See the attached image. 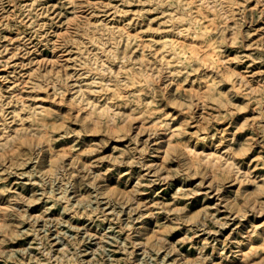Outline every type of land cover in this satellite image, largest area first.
<instances>
[{"label": "rangeland", "instance_id": "obj_1", "mask_svg": "<svg viewBox=\"0 0 264 264\" xmlns=\"http://www.w3.org/2000/svg\"><path fill=\"white\" fill-rule=\"evenodd\" d=\"M30 1L0 0V93L3 92L0 106L5 108V124L10 125L7 128L10 131L20 122L12 120V107L9 108L11 98L17 101L14 100L15 108L25 101L29 106L23 111L28 115L33 113L34 106H40L36 102L43 97L46 99L44 106L54 122L27 132V140L10 139L0 146V199L6 200L8 193L22 192L23 199L20 196L11 198L15 207L25 213L18 217L8 210L9 214L4 216L5 201L0 203V264H68L58 258L57 250L67 241L73 247L72 241L79 236L77 242L80 246L75 249L79 260L74 264H184L182 255L196 257L200 251L197 247L203 253H211L210 246L202 247L201 235L219 242L224 238L222 232L227 234L231 229L229 227L236 226L239 219L230 218L228 226L221 229L217 222L211 221L209 225L214 231L220 229L216 240L215 234H205L197 226L185 233V226L194 224L195 218L186 221L183 215L200 208L203 193L198 192L196 197L190 198L182 211L176 213L169 210L171 217H180L179 223L172 225L167 232L169 241L174 244L169 247V243L167 248L159 251L150 249L151 257L143 253L140 245L132 251L141 203L137 206L133 203L135 199L127 201L121 193L118 196L106 194V198L100 194L96 196L104 181L100 176L95 177L94 171L113 167L107 182L119 189L124 188L130 176L125 171L133 170V178L137 175L136 171L141 170L137 160L142 140L152 134L149 149L153 150L158 145L153 144L155 136L167 137L179 127L183 130L180 137L187 143L195 140L190 133L194 130L215 133L208 140L209 144L217 145L222 138L223 142L218 146H229L234 151V157L240 158L242 163L239 171L219 176L226 181L224 186L233 183L229 187L232 197L238 187L253 192L251 195L259 202L257 207L263 208L264 212V205H261L264 193L257 194L255 191L264 179V0H82L79 17L73 15V1L34 0L36 10L42 11V17H52L38 27L41 35L32 34L37 27L33 26L36 22L32 21V11L26 8V3ZM188 2L198 7L190 11ZM177 11L179 15L197 21L221 51L224 63L210 67L204 65L203 59H198L181 68L169 66L161 59L157 52L159 42L152 39H158L169 28L170 35L175 36L176 30L171 29L173 26L165 21L164 16ZM96 18L120 28L114 35L108 33L95 25L93 20ZM168 25L172 27H165ZM17 44H20L17 55L10 57V51ZM32 66H38L41 72L38 77L28 79ZM17 78L27 81H16L14 96L9 97L10 86ZM86 78L93 86L90 90L91 102L82 98L71 101L70 95L74 90H70L71 84L77 85V89L86 83ZM209 83L213 85V92L205 93ZM117 91L120 95H114ZM106 100L115 109L101 114L97 107ZM95 117L98 119L97 126L92 127ZM158 118L166 125L155 134L153 121ZM183 118H186L184 125L179 126ZM141 123V131L135 135L133 129ZM112 125L115 129L110 127ZM2 129L3 125H0ZM13 143L17 145L12 150ZM86 144L95 150L75 154L76 160L69 163V155L80 151ZM68 145L71 146L70 154L62 156L65 166L53 167L54 151ZM164 148L162 145L160 155L164 154ZM120 151H123L122 162L114 157ZM133 154L136 157L129 158ZM166 163L170 169L163 168L157 173L168 172L169 182L162 180L163 184H156L155 190L147 189L148 197L144 200H162L167 208L175 191L173 184L178 179L175 167L179 158H170ZM249 166L250 177L244 178V168ZM120 170H123L121 177L118 176ZM210 172L211 167L201 166L193 178L195 182L205 183L201 192L208 189L211 199H216L218 195L212 194L216 191L208 186ZM149 173L147 178L157 177L152 176L154 171ZM6 182L12 186V192L6 191ZM51 186L55 192L67 190L72 201H75L76 195L87 197L92 205H71L70 211L77 212L80 217L77 219V215L72 218L65 212L62 221L61 218L54 221L46 219L50 214L56 216V207H59L56 205L54 209L45 210L49 204L46 195L50 193L47 191ZM187 186L183 185V188ZM33 194L44 197V200H34ZM225 194L223 192L221 196ZM29 196L31 201L26 198ZM140 196L138 193V198ZM108 199L110 202L106 203ZM36 213L48 215L36 219ZM68 218L69 221H64ZM81 221L84 222L81 224ZM44 222H47L45 226ZM159 222L165 224L167 220L161 217ZM70 223L80 225L75 227ZM85 230L92 233L106 231L102 245L97 243V234L90 236ZM195 230H198V236L193 232ZM185 235H194L192 242L190 239L177 240ZM174 246L176 250L166 255L164 262L161 261L166 251ZM85 248H88L86 252ZM224 250L231 253L228 245ZM174 257L176 260H173ZM207 258L206 262L213 264L209 260L211 258Z\"/></svg>", "mask_w": 264, "mask_h": 264}, {"label": "bare ground", "instance_id": "obj_2", "mask_svg": "<svg viewBox=\"0 0 264 264\" xmlns=\"http://www.w3.org/2000/svg\"><path fill=\"white\" fill-rule=\"evenodd\" d=\"M33 1L34 0L30 1L29 3L28 2L26 3L27 10L32 11L30 13L31 17L33 18L32 21L36 22L33 26L37 27L36 31L33 32L32 34L41 35L42 33L40 32L38 27L39 28L42 27L45 23H47V21L52 19V17H45V16L42 17L41 16L42 11L38 12L36 10ZM65 1L74 2L73 15L74 17H79L80 13L82 12V10L80 9L82 8L81 5L82 0H65ZM178 1L182 2L183 0H178ZM207 2H209V0H207ZM187 5L189 6L190 11L193 8L198 7L197 5H193L190 2H188ZM179 13L180 12L177 11L175 13H171L170 15L164 16V18H166L165 21L171 23V25L173 26L172 27L170 25L172 27L171 29L176 30L175 36L170 35V28H169L168 30H166L167 33L159 36L158 39L156 38L152 39V41L154 42L155 41L159 42V45L157 46V52H159V54L161 55V59H164L166 64L169 66L176 65L181 68H183L184 64L193 62L194 60H198V59H203L204 65L210 67L213 65L224 63L225 59L222 56L221 51L217 49V46H215L211 41V39L207 37L206 31H203L201 29V26L197 24V21L193 20V18L188 19L184 15L181 14L179 15ZM93 21L95 25L99 26V29H102L108 33L109 32L113 33V35L115 34V31L118 28H120L117 25L111 24L108 21H103V19L100 18H96ZM170 26L168 25L165 27H170ZM130 35L131 34L129 33L128 36L130 37ZM19 48H20V44H17L16 47H13L12 50L10 51L11 53L10 57L16 56L18 53L17 50ZM10 57H8L7 59H9ZM6 62L8 63V60H6ZM226 69L228 68L226 67ZM40 72L41 71L38 66L37 67L32 66V71L30 74L31 76L28 73L27 77L28 79L29 78L34 79L35 77H38V74H40ZM88 79L89 78H86L85 79L86 83L81 84L80 86H78L77 89H75L77 85L71 84L72 86L70 90L74 89L71 92L72 94L70 95L71 101L72 100L74 101L77 98H82L83 100H87V102H91L92 95L90 94L91 92L90 90H92L93 86L90 84ZM19 80L20 79L17 78L15 81H13L14 84L10 86L12 90H10L11 94L9 95V97L14 96L12 94L15 92V88L17 85L15 84V82ZM22 81L25 83L27 80H25L24 78L20 80V83H22ZM212 92H213V85L212 83H209L206 85L205 93H212ZM191 93L192 92H190V94ZM2 94L3 92L0 93V96H2ZM114 95H120V92L117 91L114 93ZM14 100H12L11 98V100L9 101V103H11L9 108L12 107L10 111H12L13 113L12 120H18V121L20 120V122L17 126L13 127L12 131L7 129L8 126L10 125L5 124V121H7V118H5L4 115L5 108L0 106V112H1L0 114H3V116L1 115L0 117V125H3V129L0 130V146H2V144H6V142L10 141V139L12 140L22 139L21 141H24V139L27 140L28 137L27 135H25L27 132L39 129L40 125L42 124L43 125L48 123L53 124L54 122L52 118L49 116L48 108L44 106L46 103V99H44L43 97H41L36 102L37 104H40V106H36V107L34 106L33 113L28 115L27 112H24L23 110L29 105H27L25 101H23L22 105H20L19 108H15L14 102L16 100L15 101ZM97 108L99 109V113L101 114L109 113L111 112V110L115 109L112 107V104L107 100ZM159 118L153 121V125L155 126V130L153 133L155 134H158L157 132L160 129H164V126L166 125L164 120L159 121ZM185 119L186 118H183L179 121V126L184 125ZM34 120L38 122L36 123L34 122ZM94 120H95L94 123L91 124L92 127L97 126L96 123V121H98L97 117H95ZM142 125H143L142 123L136 125V128L133 129V132H136L135 135H138V133L141 131ZM124 126L127 125L124 124ZM110 127L112 129H115L114 125ZM179 128L173 129L167 137L166 135H159V134L155 136L153 144H158V145L153 150L149 149L150 141L152 140L151 137L152 134H148V136L142 140L141 145L138 146V153H139L138 156L140 157H138L137 160L140 163L139 167H141V170L136 171L137 175H134L133 178H131V176L133 175V170L125 171V173L129 174L130 176L126 179V184L124 188L119 189L116 186L114 185L112 186L107 182L108 177L113 170V167L108 166L104 171L101 170L98 172L94 171L95 177L100 176L102 177V181H104V184L101 185L103 187L99 186L101 188V191H98L96 196L98 197V195L100 194L103 196V198H106V196H108L106 194H110V195L116 194V196H118V194L121 193L125 196L127 201L130 198H133L135 199L133 203H137L136 204L137 206L141 203L142 209L140 210L139 216H137L138 221L136 223L137 226L135 227L137 237L133 239L134 245L132 251L134 252L136 250L135 249L136 246L140 245V248H143V253L149 254L151 257L152 253L150 252V249H156L157 251H159L162 248H167L166 246L169 243L171 245L169 247H172V245L174 244V242L169 241L167 232L170 231L172 225L179 223L178 219L180 217H177L176 215L171 217V215L168 214L169 210H173L174 212L178 213L182 211L183 206H186L189 203L190 198L196 197L198 192L203 193L202 196H200L201 199L200 208L194 211V213H185L183 215L186 221H190L193 218H195L194 224L192 225L187 224L185 226V231H186L185 233H187L191 227L197 226V228L199 229L201 228V230H204L203 233L205 234L206 233H210L211 235L215 234L214 240H216L218 238L217 232L221 228H226L228 226L230 218H238L239 221L238 224H236V226H233V228L231 226L229 227L231 229L227 234H225V232H222L221 236H223L224 238L221 239V241L219 242H214L213 240H210L209 236L201 235L200 240L202 242V247L210 246L212 250L211 253L208 252L203 253L202 249H199L200 247H197V249L200 251H198L199 254L196 257H190L185 254L182 255L184 264H199L200 262H203V264H209V262H206L207 256L211 258L209 260L213 264H264V216H262V213H264L262 211L263 208L257 207V204L259 202H257V199L255 197L253 198V196L251 195L253 194V192H247L246 189H241L240 187L236 188L234 190L235 196L232 197L230 193L232 192V189L231 188L229 189V187L232 186L233 183L227 185L228 187H225L224 185L226 184V181L222 180V178L219 177L220 175L228 176L230 173L234 171L235 172L239 171L241 169L240 166L242 165L240 158L234 157V151L231 150L229 146L228 147L227 145L218 146L223 142L222 138L218 140L219 143L217 145L214 143L209 144L208 140L210 138L212 139L215 133L210 134V131H204V132H199L197 130L191 131L190 132L191 137L193 136L195 140L187 143L183 141L182 138L180 137V134L183 132V130ZM130 129L131 128L129 127L128 130ZM16 145H17L16 143L11 144V147H13L12 150L15 148ZM162 145L165 147L163 151L164 154L160 155L159 152L161 150ZM70 150H71V146L68 145V146H62L58 148V150L54 151L52 166L53 167L65 166L64 164H62V162H64L62 161L63 160L62 156L64 155L66 156V154L68 153L70 154ZM94 150H95L94 147L89 146V144H86V146L83 147L80 151L71 153L69 155L70 157L68 158H71L69 163H72V161L76 160L77 154H80L81 152L92 153ZM122 153L123 151H120L118 154L114 155L116 161L118 162L123 161V159H121ZM148 155H150V158H146ZM131 157L133 159L136 156H134L133 154L129 156V158ZM173 157H178L179 163L175 167V172H177L178 179L173 184L175 191L171 195V199L168 202L170 206L167 208L164 207V202L162 200L160 201L154 200L153 198L149 200L148 199L144 200V197L145 198L148 197L147 189L151 188L152 190H155L156 184H163L161 183L162 180H167L166 182H169L168 172L167 174H162L157 172L159 170H162L163 168L170 169V166L166 163V161ZM131 161L132 160H129V162ZM201 166L211 167V172H210L211 174L208 175L209 176L208 186L209 189L213 187V191L214 190L216 191L212 193V194L216 193L218 195L216 199L215 198L211 199L212 198L210 197L211 192L208 189L201 192L204 188L203 186L205 183L201 181L195 182V179L193 178L197 174L198 169ZM144 170L145 171L147 170L148 172H144ZM150 171L151 172L154 171L155 175L152 174V176L157 175V177L147 178V174H150L149 173ZM249 172H250V166L248 168H244V178L250 177ZM122 175H123V170H120L118 176L121 177ZM119 180L120 178L117 179V181ZM144 181H146L145 184L143 183ZM183 185H188V186L183 188ZM4 190L5 188L2 191ZM7 190L9 192H12L11 191L12 186H9V182L8 183L6 182V191ZM55 191H56L55 188H53L52 186L50 187V190L47 191L50 192L49 194L46 195L47 196L46 202H48L49 204L45 207V210L54 209L55 208L54 206L58 205L59 207H56L58 208V211H56V216H52L54 214H50V217L46 219H50V220L53 219L54 221L55 219L61 218L60 221H62L63 220L62 214L64 212L67 214H71L72 218L74 217V215H77L76 216L77 219L79 215L75 211H70V209L72 208L71 205L75 206L76 204L79 205L84 204L83 207H86V205H92L91 200L87 199V197H84L82 195L81 196L76 195L75 201H72L67 190L62 189L58 192ZM255 191L257 194L264 193V179L257 186V189ZM178 192L179 194H176ZM223 192H226L227 195L225 194V196H221ZM138 193L139 195H141L140 198H138ZM23 195L24 194L22 192H19V194L8 193V195L6 196L7 197L6 200L0 199V203H4L5 201L4 203L5 205L3 206L6 209V211L4 210L3 213L4 216L8 215L9 211H11L13 214H15L18 217L24 216L25 214L24 211L18 210L15 207L16 206L15 202H13L11 198L13 196H20V199H23L24 198ZM14 198H18V197H14ZM26 198L29 199V201L32 200L30 196ZM43 198L37 197V195L33 196L34 200H40V199L44 200ZM109 202L110 201L108 199L106 203ZM261 205L263 206L264 203H262ZM221 207H225L226 210L225 209L222 210ZM133 209L135 208L133 207ZM46 213H48V211H46ZM220 214H224V216L219 217ZM46 215L38 213L37 216L35 217L36 219H38L39 217L41 216L45 217ZM161 217L167 220L165 224L163 222H159V219ZM91 218L92 217H87L86 219H91ZM64 221H69V218L64 219ZM84 221H81V224ZM211 221L217 222V226L220 229L214 231V228H212V226L209 225ZM128 222L129 221H126L127 225L129 224ZM46 224L47 222H44L43 226H45ZM70 224L71 226H75V227L80 225L77 223L74 225L72 223ZM97 225H100V223H97ZM83 226L86 227L85 224H83ZM110 227H113V225L110 224ZM86 231L90 236L93 234L94 235L97 234L99 238V241L97 243L102 245L101 242L106 237V231L100 232L99 230L94 233L88 232V230H85V232ZM193 232L197 234L198 230H195ZM193 236L187 237V235H185L178 238L177 240L181 239L184 241L186 239H190V241L192 242ZM196 236H198V234ZM40 238L42 239V237ZM79 238L80 236L76 237L74 241H72V244L74 245L73 247L70 246L69 244L71 243L67 241L64 242L63 247L57 250L58 258H60L61 261L65 260V263L74 264L75 262H77V260H79L78 252L75 250L76 247L80 246L79 245L80 243L77 242V239ZM130 238L132 239L133 236H130ZM227 245L229 246L231 253H227L224 250L226 249ZM87 249L88 248L84 249L85 252L87 251ZM174 250H176L175 246L173 247V249L170 248L169 250H167L166 253L162 256L161 261L164 262L165 256L170 254ZM173 260H176V257H174ZM89 261H91V259H89Z\"/></svg>", "mask_w": 264, "mask_h": 264}]
</instances>
